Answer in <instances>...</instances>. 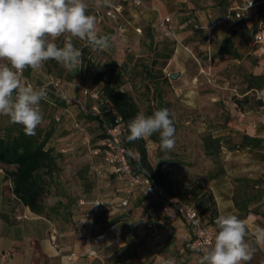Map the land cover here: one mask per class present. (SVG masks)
<instances>
[{"label": "crops", "instance_id": "obj_1", "mask_svg": "<svg viewBox=\"0 0 264 264\" xmlns=\"http://www.w3.org/2000/svg\"><path fill=\"white\" fill-rule=\"evenodd\" d=\"M229 1L145 0L141 6L126 4L123 15L127 31L121 36L117 35L103 0L99 3L97 0H88L86 3L88 13L96 17L98 34L110 37L109 47L106 50L113 52V58L119 64L127 62L132 65L150 66L152 72L140 73L139 76L143 79L151 73L166 74L169 82L165 85L177 95H183V100L189 103L191 96H196L194 92L197 89L196 83L205 78L202 73L208 63L220 67L225 61L240 63L247 59L248 54H254L259 58L251 71L261 74L260 71L264 67V53L257 52L254 34L252 44L246 43L245 35L247 33L248 36L251 35L249 29L251 24L248 19L251 16L255 18L254 12L238 20L229 14ZM165 16L170 18L166 23L172 28L169 34L166 32L167 27L161 24ZM136 28H141V32ZM232 33L234 45L238 48L240 56L218 55L223 39ZM65 36L57 38L55 42L63 44ZM76 39L78 38H71L74 42L77 41ZM166 42H171L169 46L172 51L166 62L162 64V51L166 48ZM154 48L160 51L159 54H153ZM159 68L160 70L157 71ZM171 72H178V77L170 78ZM135 73V69H129L125 75L126 77L130 75V79L134 80ZM30 75L38 77L42 83L52 79L43 68L35 71L31 69ZM21 80L25 84L27 81H35L24 75ZM77 82L80 80L62 82L61 87L69 97L80 99L87 109L92 110L98 104V99L90 94L85 95L83 89L76 85ZM222 84L227 87L225 83ZM134 85L132 82L127 83V88L134 95L144 93V91L139 92ZM232 90H234L231 91L232 95L238 94L235 92L236 88L232 87ZM251 91L252 89H246L244 94ZM145 94L144 97L148 93ZM222 94L227 95L225 91ZM199 96L201 103L204 101L205 93L200 92ZM221 97L220 94H214L210 98L216 101ZM262 100L263 103L257 107L238 109L234 106L236 102L223 99V102L230 103L228 127L225 124H220L218 127L238 129L241 130L240 133L264 137V99ZM41 102L47 107H52L55 114L54 124L51 127L53 132L48 145L63 151L64 159L58 157V163L62 167L60 177L69 175L67 174L69 172L63 168L64 163L61 164L65 162L71 168L70 176L76 180L77 187L74 192L78 197L61 204L62 208L73 211L71 215L54 219L39 214L15 197L12 181L5 177L4 168L0 165V264H162L163 261L168 264L169 260H174L175 264H198L200 253L185 245L184 235L189 226L183 215L170 216L162 210V203L152 200L140 187H135L128 204L122 205L120 200L127 195L128 190L124 176L113 173L109 166H105L101 173H95L91 169L89 152L84 156L72 152L66 153L78 144L75 142L76 145L71 146L72 141H77L75 140L77 130L73 128L78 126L84 133L85 127L94 123L84 114L80 104L61 97L56 100L47 98ZM86 134L87 137L89 133ZM237 146L242 150L252 148L244 145L241 140ZM262 157L255 154L245 157L236 153L232 156L234 160L240 159L241 162L237 165L246 169L244 178L254 180L264 179ZM88 163H90L88 172L83 171V167ZM255 185L259 187L261 184ZM209 186L219 214L236 215L240 211L235 199L241 200L246 194L242 191L238 192L233 186L230 172L213 178ZM99 197L106 199L107 204L100 213L92 215V201ZM248 207L250 208L251 205ZM262 219L260 213L253 211L242 217L248 234L254 239L264 257V242H260L257 238L258 230L264 229ZM149 223L153 224L161 235L155 241L149 237ZM52 231L56 235L55 241L50 237ZM199 250L202 253L204 249ZM72 252L75 253V259L67 262L66 257Z\"/></svg>", "mask_w": 264, "mask_h": 264}, {"label": "rangeland", "instance_id": "obj_2", "mask_svg": "<svg viewBox=\"0 0 264 264\" xmlns=\"http://www.w3.org/2000/svg\"><path fill=\"white\" fill-rule=\"evenodd\" d=\"M88 0H85V2ZM251 19V20H249ZM248 21L250 25L251 35L247 33L246 43L252 44L253 41V29H254V16H251ZM65 40V37L63 38ZM78 43L72 41L74 46L77 48H82L88 45L81 44L80 39H76ZM63 43V42H61ZM62 46L63 44H58ZM95 58L101 62H109L113 59V52L109 50H94ZM254 54H248L247 59L242 60L240 63L228 62L225 61L222 66L217 67L213 64H207L204 67L203 73L205 78L200 79V82L196 83L197 89L194 91L196 96H191L190 102L187 103L183 100V95H177L175 91H171L168 86H164V99L161 104L156 102V92H154L153 102L147 101L144 97L138 95L137 100L139 102L140 112H144L146 115H151L155 110L160 108H168L174 117V127L175 131V145L171 151L163 152L160 149L159 143L149 137L147 138V148L149 159L153 164H156L158 160L163 162V166L168 168L170 172V177L175 180L174 189L183 190L191 188L195 184H202L203 187L210 190V182L213 178L221 177L225 174H229L230 179L233 183V186L236 187V190L242 191L249 195L255 194L260 190L264 185V179H259L261 185L257 187L253 181L246 180L244 178V172L246 169H243V166H238V162H241L240 159H233L234 154H242L245 157H248L250 154L262 155L264 158V147L263 148H250L242 150L237 146V143L241 140L242 134L241 130L238 129H228L220 128L218 125L225 124L228 127L227 119L230 115V103L223 102V99H227L235 102V98H242L244 91L247 89L246 76L248 73L252 72L251 70L257 64V57ZM52 67V64H51ZM43 68V67H42ZM219 68V69H218ZM264 74V67L260 71ZM31 74V72H30ZM138 75V74H137ZM26 78H33L35 81H32L34 85L42 84L41 80L38 77L29 75ZM85 87L88 86V81L80 80ZM135 81L137 82V89L139 92L145 90L143 84V78L141 76H136ZM222 83H225V87ZM224 86V87H221ZM232 87L236 88L235 92L238 94L232 95ZM264 88L259 89L258 92L254 89L248 95L250 96V102L253 107H257L258 94ZM225 91L227 95H223L222 92ZM230 91V92H229ZM200 92L205 93L204 101L200 103ZM151 93V92H150ZM220 94L222 96L220 99L213 101L211 95ZM210 95V97H209ZM234 106L237 107L235 104ZM238 108V107H237ZM239 109V108H238ZM41 110L43 112V123L37 127L36 132L41 134L40 136L49 130L54 124V111L52 107H47L41 102ZM19 125L12 124L9 122V118L6 116H0V134H14L16 133ZM77 130L76 139L77 141H72L71 146L78 142V144L73 148L69 149L66 153L72 152L79 155H86L89 152L91 155V165L95 173L97 169L102 167L101 163L103 160V154L101 151L94 152L95 146H97L96 140H93V136L98 132L97 124H88L85 127V131L88 134L86 137V132L82 133L78 126L73 128ZM87 129V130H86ZM156 136L159 137L158 134ZM214 136H220V146L218 147L217 153L210 154L207 153L204 147L205 141L208 138ZM264 144V142H263ZM55 147V146H54ZM56 148V147H55ZM239 149V150H236ZM134 152H137L132 148ZM56 152L60 153L61 160L64 159L63 151H59L56 148ZM65 154V153H64ZM66 160V159H65ZM244 162V161H242ZM64 163L65 170L69 173L68 177H60V171L62 167L55 170L53 175L46 176V192L44 193V201L48 207L52 205H57L60 210L57 212H65L67 214L68 210H62L61 204L69 202L71 199H76L78 194L74 192L77 187L76 180L70 176L71 168ZM90 163L83 167V171H87L90 168ZM264 165V163H263ZM60 166V165H59ZM69 167V168H68ZM103 168V167H102ZM220 172V173H217ZM217 173L218 175L213 177V174ZM254 180V179H252ZM183 182L179 186V182ZM237 192V193H238ZM239 194V193H238ZM240 198V196H238ZM186 198H189L186 195ZM200 197L197 198V200ZM195 201L194 199L192 200ZM261 202V203H259ZM61 203V204H60ZM250 210L253 212L260 213L263 217L264 222V194L261 198L252 201ZM72 213L73 211L69 209ZM48 213L51 214L52 218H60L58 213L55 210L48 209ZM209 211H205L206 219L210 223L216 232L215 220L219 215L217 209V215L212 220ZM241 220L244 217V212L239 211L236 214ZM246 215V214H245ZM63 223V222H61ZM248 238L252 246L256 249L253 259L250 264H262L263 254L260 251L259 247L256 245L254 239L248 235ZM214 242V241H213Z\"/></svg>", "mask_w": 264, "mask_h": 264}, {"label": "clouds", "instance_id": "obj_3", "mask_svg": "<svg viewBox=\"0 0 264 264\" xmlns=\"http://www.w3.org/2000/svg\"><path fill=\"white\" fill-rule=\"evenodd\" d=\"M103 3L111 6L110 0ZM61 36H65L62 46L55 42ZM72 37L86 41L93 50L109 47L110 37L98 34L96 17L88 13L85 0H0V116L21 125L26 135H35L43 123L41 101L47 99V87L25 84L19 73L41 69L49 60L69 72L77 69L83 52L74 46ZM258 99H264V90ZM127 127L129 143L158 134L161 151L174 148L176 129L168 108L151 115L139 112ZM126 152L135 158L131 148ZM215 227L214 242L202 253L194 249L200 253L198 264H250L256 249L245 223L237 215L219 214ZM257 238L264 242V229L258 230Z\"/></svg>", "mask_w": 264, "mask_h": 264}, {"label": "trees", "instance_id": "obj_4", "mask_svg": "<svg viewBox=\"0 0 264 264\" xmlns=\"http://www.w3.org/2000/svg\"><path fill=\"white\" fill-rule=\"evenodd\" d=\"M254 14L255 22L253 34L258 29L259 23L264 25V2L258 4ZM81 44L87 45V42L81 40ZM152 44H154L153 39ZM170 44L171 42H166V48L162 51V64L166 62V59L171 54L172 48L169 46ZM80 49L83 52L82 64H80L77 69L69 72L54 60H49L44 63L43 70L52 77H60L63 82L72 81L74 79L88 81L87 88L90 91L95 89L99 90L98 103L101 100L103 101L99 104L100 112L87 108V110L82 111L97 124L98 132L93 136V140H96L97 143L95 149L101 151L103 148L101 142L107 136V126L116 121L117 114L122 116L125 123L126 130L124 139L126 141V136L130 134L127 125L130 120L140 112L139 102L137 100L138 95H134L131 90L127 88L128 82H132L135 84L134 86L138 84H136L135 78L134 80L130 79V75L126 77L125 72L129 71V69H135L136 77L143 71L152 72V68L146 64L132 65L127 62L119 64L114 58L109 62H101L95 58L94 50L91 47L87 46V48H85V46H83ZM152 52L155 55L159 54L160 51L154 48ZM226 54L236 57L240 56L238 48L234 45L233 33L225 37L219 47L218 55L224 56ZM159 70L160 68L157 69V71ZM30 72L31 68H28L23 71V75L29 76ZM156 77L158 79H155ZM168 82L169 78L166 74L156 75L151 73L150 75H146L143 79L145 90L144 93L140 95L144 97V95H146L145 93H148L149 95L147 94L144 98L147 101L151 100L152 103H155V101L153 102L154 97L152 95L156 92V102L159 105L163 102V90L164 86H166L165 84H168ZM246 82L247 89H262L264 88V74L250 72L246 76ZM47 98L56 100L60 99V96L50 90L47 92ZM235 102L239 109L253 107L248 94H244L242 98L236 97ZM262 103V99L257 101L258 105ZM52 132L53 129L50 128L46 130L42 137L40 136L41 134L37 132L35 135L29 136L24 133L22 126L19 125L14 134H0V165L4 168L5 177L12 181V190L15 197L22 204L29 206L33 211L50 218H52V216L48 213V209L55 210L59 217L72 214L69 209L66 208H62V210H68L67 214L65 212H57L60 210L57 205L48 207L44 201V193L46 192L47 186L46 176L48 174L53 175L55 170L60 167L58 157L61 154L56 152L54 146L48 145ZM149 138L159 143V137L156 136V134ZM220 141V136L208 138L204 144L206 152L210 154L217 153ZM241 142L252 148L264 147V137L253 136L248 133L242 134ZM126 143L131 149L134 148L138 152L139 160L134 162L136 168L146 167L152 174L154 181L163 185L171 197H178L176 200L178 203L196 206L203 221L211 225L208 223L205 215V211H209L212 220L217 215V207L211 190L203 187L201 183L195 184L191 188L175 190V180L170 177V172L168 168L163 166V162L158 160L156 164H153L149 159L146 137L132 143L126 141ZM217 173H214L213 177L218 175ZM246 180L253 181L254 184L260 183L259 180H252L250 178ZM182 183V181L179 182V186L182 185ZM245 194L247 196L245 195L243 199H235L239 210L244 212L243 216L251 211L248 207L249 203L262 197L264 194V186L255 194ZM186 195L189 198H186ZM198 197L200 198L197 200ZM193 199L195 200L194 202L192 201ZM152 200H157L162 203L160 199ZM170 205L173 207L175 202H170Z\"/></svg>", "mask_w": 264, "mask_h": 264}, {"label": "built area", "instance_id": "obj_5", "mask_svg": "<svg viewBox=\"0 0 264 264\" xmlns=\"http://www.w3.org/2000/svg\"><path fill=\"white\" fill-rule=\"evenodd\" d=\"M144 2L145 0H110L111 6H107L106 12L115 26L117 35L121 36L127 31V24L123 15L126 4L141 6ZM261 2H264V0H230L228 11L229 14L233 15L237 19H240L250 12H255L258 4ZM169 20L170 18L165 16L161 22L162 25L167 27V34L172 32V28L166 24ZM136 30L141 32V28H136ZM254 41L257 52L264 53V25L262 23H259L258 29L254 32ZM19 75L22 78L23 72L19 73ZM62 82L61 78L52 77L49 82L42 83L37 87L46 86L47 92L51 90L63 99L78 102L80 104V108L82 110H86L83 101L78 98L69 97L67 92L62 89ZM27 84L34 85L31 81H27ZM76 85L83 89L85 95L90 94L97 99L99 98V90L95 89L90 91L81 81L77 82ZM102 102L103 101L101 100L97 105H95L93 110L100 112L99 104ZM125 130L126 127L123 118L120 114H117L116 121L107 126V136L101 142L103 145V148L101 149L103 154L101 166L103 168H98L97 174L101 173L105 166H109L113 173L126 178L128 190L127 195L120 200L122 205H127L133 189L135 187H140L144 190L148 197L152 199H160L162 201V210L170 216L178 217L179 215H183L189 226L187 233L184 235L186 247L193 250H205L214 241V228L203 221L196 206L192 204L178 203L173 197H171L163 185L154 181L152 174L146 167H135L134 162L139 160V155L134 151L135 158L127 155L126 149H129L130 146L124 139ZM94 152L97 153L99 150L95 149ZM172 201L175 202L173 208L170 205V202ZM106 204L107 201L104 198L99 197L94 199L92 201L91 214L94 215L100 213ZM148 225L150 227V239L152 241L159 239L161 235L157 230H155L153 224L149 223ZM54 231L50 233V237L53 241L56 240ZM75 257V253L72 252L67 255L66 261L71 262L75 259ZM162 264H166V262L163 261ZM262 264H264V260Z\"/></svg>", "mask_w": 264, "mask_h": 264}, {"label": "water", "instance_id": "obj_6", "mask_svg": "<svg viewBox=\"0 0 264 264\" xmlns=\"http://www.w3.org/2000/svg\"><path fill=\"white\" fill-rule=\"evenodd\" d=\"M178 72H171L170 74H169V76H170V78H176V77H178Z\"/></svg>", "mask_w": 264, "mask_h": 264}]
</instances>
